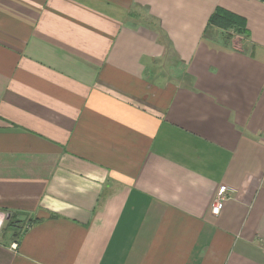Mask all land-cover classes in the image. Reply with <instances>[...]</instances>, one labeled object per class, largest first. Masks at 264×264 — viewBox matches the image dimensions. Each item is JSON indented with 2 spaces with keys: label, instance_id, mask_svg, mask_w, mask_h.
Segmentation results:
<instances>
[{
  "label": "crops",
  "instance_id": "obj_1",
  "mask_svg": "<svg viewBox=\"0 0 264 264\" xmlns=\"http://www.w3.org/2000/svg\"><path fill=\"white\" fill-rule=\"evenodd\" d=\"M0 213V264H264V0H0Z\"/></svg>",
  "mask_w": 264,
  "mask_h": 264
},
{
  "label": "trees",
  "instance_id": "obj_2",
  "mask_svg": "<svg viewBox=\"0 0 264 264\" xmlns=\"http://www.w3.org/2000/svg\"><path fill=\"white\" fill-rule=\"evenodd\" d=\"M209 26H218L219 28H221L224 31H231V30H236L237 33H245L246 32V26H245V22L243 21V19L232 15L231 13L218 8L215 12V14L211 17L210 19V25ZM230 37V35H228ZM38 222V220H30L28 223L32 224ZM7 224V226L12 227L13 228V238L14 239H18L20 238L21 234H22V230L21 227H17V225H19V221L14 220L13 216H10V218L8 219V222L5 223ZM6 226V225H5Z\"/></svg>",
  "mask_w": 264,
  "mask_h": 264
},
{
  "label": "built area",
  "instance_id": "obj_3",
  "mask_svg": "<svg viewBox=\"0 0 264 264\" xmlns=\"http://www.w3.org/2000/svg\"><path fill=\"white\" fill-rule=\"evenodd\" d=\"M226 199V189L222 188L219 191V195L217 200L215 201V203L213 204L212 208H211V212L214 216H218L223 208V202ZM7 219V215L0 213V231L2 230V228L4 227V223ZM14 247H16V245H13Z\"/></svg>",
  "mask_w": 264,
  "mask_h": 264
},
{
  "label": "rangeland",
  "instance_id": "obj_4",
  "mask_svg": "<svg viewBox=\"0 0 264 264\" xmlns=\"http://www.w3.org/2000/svg\"><path fill=\"white\" fill-rule=\"evenodd\" d=\"M8 222V219H6V221H5V223H7ZM29 222V221H28ZM28 222H26V223H24V222H22V227H21V230L23 231L24 230V228L28 225ZM4 223V224H5ZM5 225H7V224H5ZM9 227H5V229H6V231H9V230H7Z\"/></svg>",
  "mask_w": 264,
  "mask_h": 264
},
{
  "label": "water",
  "instance_id": "obj_5",
  "mask_svg": "<svg viewBox=\"0 0 264 264\" xmlns=\"http://www.w3.org/2000/svg\"><path fill=\"white\" fill-rule=\"evenodd\" d=\"M8 219H9V215H8V217H7Z\"/></svg>",
  "mask_w": 264,
  "mask_h": 264
}]
</instances>
